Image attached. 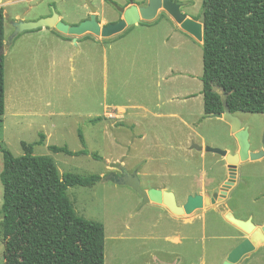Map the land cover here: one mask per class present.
<instances>
[{"label":"rangeland","instance_id":"obj_1","mask_svg":"<svg viewBox=\"0 0 264 264\" xmlns=\"http://www.w3.org/2000/svg\"><path fill=\"white\" fill-rule=\"evenodd\" d=\"M91 1L102 25L124 17L113 2L125 8L149 2ZM178 2L193 19L203 9V0ZM0 7L5 12L0 52L6 71V109L0 116V209L2 149L20 156L22 141L37 143L41 134L46 137L35 145V154L51 155L60 174L104 178L111 172L122 175V168L138 171L144 189L173 191L182 206L190 195L221 193L230 178L226 157L206 151V146L240 151L245 142L250 152L263 148L264 113H235L244 127L238 133L225 118L204 117L203 47L176 27L164 8L155 19L143 21H172L161 24L159 33L118 44L133 25L109 37L83 34L76 44L74 35L50 27L13 36L15 23L23 15L33 21L55 10L65 22L78 24L91 15L86 0H0ZM187 94H194L193 99L183 101ZM96 117L101 120L91 122ZM80 129L86 148L100 160L91 154L49 150L50 145L82 149ZM237 169V181L222 201L190 214H176L164 203L143 204L130 186L111 181L70 187L68 195L78 215L105 225V264H223L248 237L226 219L223 206L238 218L252 217L257 226H264V157L241 161ZM4 250L0 227V264H5ZM236 264H264V245Z\"/></svg>","mask_w":264,"mask_h":264},{"label":"trees","instance_id":"obj_2","mask_svg":"<svg viewBox=\"0 0 264 264\" xmlns=\"http://www.w3.org/2000/svg\"><path fill=\"white\" fill-rule=\"evenodd\" d=\"M205 5L201 76L204 117L224 112L221 92L232 113H264V0H203ZM4 44L5 12L0 7V51ZM5 109V57L0 52V116ZM99 120L101 117H96L91 122ZM45 137L41 134L37 143L22 141L24 153L20 156L2 149L0 227L5 264H105V225L78 215L68 195L70 187H93L103 177L60 174L51 155L35 154V145L43 144ZM79 138L83 145L79 151L67 145H50L49 150L90 155L81 129ZM91 155L101 159L96 153Z\"/></svg>","mask_w":264,"mask_h":264},{"label":"water","instance_id":"obj_3","mask_svg":"<svg viewBox=\"0 0 264 264\" xmlns=\"http://www.w3.org/2000/svg\"><path fill=\"white\" fill-rule=\"evenodd\" d=\"M86 3L91 10V15L89 18L78 24H69L65 22L60 18V15L55 10L52 15L41 17L40 19L33 21H26L23 15L22 19L15 23L13 36L43 27H50L56 28L64 34L74 35L73 41L77 43L78 36L87 33H94L96 35H102L103 37L119 34L128 27L142 23L143 21L155 19L160 9L164 8L185 31L194 36L198 41L203 42V30L206 22V11L208 8L207 5L203 6L199 19L195 20L181 10L182 4L179 3L178 0H149L146 6L139 7L137 4H132L128 8L118 6L113 2L112 4L116 7V9L123 13L124 17L117 22L102 25L98 19V7L95 6L91 0H86ZM222 98L224 112H219L213 115L225 118L232 125V131L238 133L241 128L242 121L235 115V113L231 112L225 94H222ZM193 146L199 150H203L204 148L198 144H194ZM205 150L208 152L218 153L226 157L229 164L230 178L224 185L225 189L222 190L221 193L216 192L213 193V195L210 193L190 195L184 206L179 205L176 193L173 191L162 190L156 187L149 190L144 189L142 187V181L139 177L138 171L130 173L126 169L122 168V175L117 174L116 172H111L102 178V180L106 182L111 181L118 185L130 186L142 197L143 204H148L151 201L164 203L172 212L176 214H190L196 209L209 206L217 201H222L226 197L230 188L237 181V167L241 161H246L249 158L256 160L264 157V145L261 150L250 152L245 142L242 144L240 151L236 153L213 146H206ZM221 212L228 221L233 223L248 235L246 239L232 249L227 257V260H225L223 264H236L243 256L264 245V226H257L252 217L248 219L238 218L225 206L222 207Z\"/></svg>","mask_w":264,"mask_h":264},{"label":"crops","instance_id":"obj_4","mask_svg":"<svg viewBox=\"0 0 264 264\" xmlns=\"http://www.w3.org/2000/svg\"><path fill=\"white\" fill-rule=\"evenodd\" d=\"M196 19V18H195ZM150 22V21H149ZM168 22H172V21H169V20H161V22H153L151 21L152 24H148V25H144V24H136L134 25L135 27L133 29H131L124 37H122L120 40L117 41L118 44H121V43H125V42H129L131 41L132 39L136 38V39H140L142 36H145V37H148L149 34H154V33H159L160 32V26L161 24H164V23H168ZM174 22V25H176V27H178L180 30L186 32L185 34H188L190 35L191 37L195 38L194 36H192L190 33H188L187 31H185L179 23H177L175 20H173ZM127 31V30H126ZM20 35V34H19ZM170 37L168 36L167 37V40L169 39ZM196 39V38H195ZM65 42V41H63ZM200 42V41H199ZM65 43H68V42H65ZM78 43V42H77ZM76 43V44H77ZM81 44V43H80ZM200 44L202 45V42H200ZM190 52H188L187 54V57H190ZM119 57H121V55H118ZM203 83V82H202ZM192 95L194 94H187L185 95L183 101H187V100H191L193 98H190L192 97ZM203 100H204V96H203ZM227 150L229 152H232V153H236L238 152V148H235L234 150H231L230 148H227Z\"/></svg>","mask_w":264,"mask_h":264},{"label":"flooded vegetation","instance_id":"obj_5","mask_svg":"<svg viewBox=\"0 0 264 264\" xmlns=\"http://www.w3.org/2000/svg\"><path fill=\"white\" fill-rule=\"evenodd\" d=\"M199 19V17L198 18H196L195 20H198ZM120 20V19H119ZM118 20V21H119ZM114 22H117V21H114ZM240 120H241V118H240ZM242 121V120H241ZM240 129H242L241 131H243L244 130V127H243V123H242V125H241V128ZM225 188L223 187V190H224ZM227 196V195H226Z\"/></svg>","mask_w":264,"mask_h":264}]
</instances>
